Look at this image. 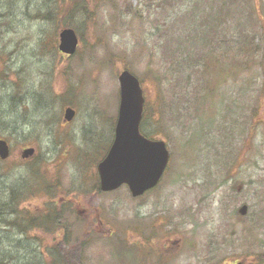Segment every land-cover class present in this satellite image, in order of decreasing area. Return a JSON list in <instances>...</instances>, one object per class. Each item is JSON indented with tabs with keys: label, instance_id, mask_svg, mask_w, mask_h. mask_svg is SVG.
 <instances>
[{
	"label": "rangeland",
	"instance_id": "obj_1",
	"mask_svg": "<svg viewBox=\"0 0 264 264\" xmlns=\"http://www.w3.org/2000/svg\"><path fill=\"white\" fill-rule=\"evenodd\" d=\"M55 2L18 0L0 37V213L69 207L26 232L2 224L3 264H264V0H84L45 19ZM124 68L144 88L142 131L170 150L140 196L97 189Z\"/></svg>",
	"mask_w": 264,
	"mask_h": 264
},
{
	"label": "water",
	"instance_id": "obj_2",
	"mask_svg": "<svg viewBox=\"0 0 264 264\" xmlns=\"http://www.w3.org/2000/svg\"><path fill=\"white\" fill-rule=\"evenodd\" d=\"M77 46L75 29L62 28L58 48L73 54ZM118 79L120 102L114 138L105 156L97 163L99 185L101 190L109 191L127 184L132 195L138 196L159 182L168 164L170 152L164 139L150 138L141 131L145 97L140 79L128 68L119 73ZM74 114L72 107H66L64 120H71ZM34 152V147L25 148L22 157L31 156ZM9 154V143L0 138V157L5 159ZM247 210V204H242L238 209L241 214H246Z\"/></svg>",
	"mask_w": 264,
	"mask_h": 264
},
{
	"label": "trees",
	"instance_id": "obj_3",
	"mask_svg": "<svg viewBox=\"0 0 264 264\" xmlns=\"http://www.w3.org/2000/svg\"><path fill=\"white\" fill-rule=\"evenodd\" d=\"M60 2H63V3L61 4ZM82 2H84V0H56L55 5L51 6L50 9L47 10V13L45 14L46 16H44V18L45 19H51V20L59 19L61 14L63 13V10L65 7H66L65 9H67L68 11H72V12H75L76 10H81L80 7L84 8V4ZM17 5H18V0H0V37L3 36L4 26L6 24H8L10 26L12 24L13 19H15V17L17 18L19 16L18 15L19 11L16 10ZM39 14L40 13H38L37 15H39ZM54 36H55L54 38H56L55 32H54ZM2 51L4 53V49ZM0 71L3 72L2 70H0ZM5 72L2 74H5ZM98 184H99V182H98ZM98 184H97V189H99ZM14 197H20V193ZM67 206L68 205L64 204V207H62V210H60V211H54V208H53L46 215H43V213H41L38 216H27V217L22 216V213L24 211H21V213H19V211L17 210V205H15L14 207L11 206L10 207L11 218H10L9 222H6V224H4V219H2L4 212L0 213V216H1L0 227L2 224H4V225H7L8 227L18 228L19 230L26 232L28 230V227H32L33 224L38 226V225H43V223H45V221H47V222L54 221V220L58 221V219H61L63 217V212H65V209L67 208ZM0 212H1V210H0ZM52 212L57 213V215L52 216ZM21 216H22V219H20ZM76 223L78 226V224L80 223V220L77 219ZM78 235H82V236L84 235V237H85L84 233L78 234ZM84 237H81V238H84ZM5 253L6 252L2 249L1 243H0V264H3V259L7 255H11V254H5ZM54 256H56L55 253H54ZM57 259L58 258L54 257V259H52V262L56 263V261H59Z\"/></svg>",
	"mask_w": 264,
	"mask_h": 264
}]
</instances>
